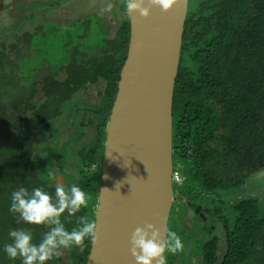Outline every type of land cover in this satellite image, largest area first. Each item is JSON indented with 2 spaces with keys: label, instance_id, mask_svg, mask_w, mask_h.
Here are the masks:
<instances>
[{
  "label": "trees",
  "instance_id": "obj_1",
  "mask_svg": "<svg viewBox=\"0 0 264 264\" xmlns=\"http://www.w3.org/2000/svg\"><path fill=\"white\" fill-rule=\"evenodd\" d=\"M115 28V40L108 41V60L99 68H90L89 74L84 75L86 69L76 61L78 53L71 50L74 60L61 56L62 61L55 62L60 70L44 77L45 83L36 79L34 68L16 72L24 75L27 87L16 102H10V113L0 117V264H21L20 258L10 259L3 250L12 243L10 230L31 229L34 242L39 243L50 227L44 231L32 228L18 213L9 211L12 193L21 187L52 192L56 183H62L64 176L59 173L58 180L54 173L51 180L48 172L52 170L44 168L38 147H52L48 151L52 158V153L60 152L54 158L62 166L68 158L84 157L91 173L75 168L74 184L89 194L88 206L72 216L63 214L61 220L70 231L79 226V216L94 219L106 129L130 38L127 18L114 24L112 30ZM99 75L109 78L104 104L90 102L89 109L82 108L88 101L83 91ZM13 77H7L8 82H14ZM15 85L16 81L12 89ZM173 96V158L184 162L181 169L186 179L181 190L192 198L199 183L220 199L217 215L228 244L222 264H264V214L259 199L235 203L228 218L221 198L224 189L244 185L264 172V0H188ZM18 104V108L14 106ZM51 120L73 134L62 147L45 141L48 131H42ZM46 160L52 168L53 161ZM45 173L48 178L42 179ZM63 184L68 187L73 183L67 178ZM221 237L207 247L210 252L204 256L208 264H215L216 243L222 244ZM85 245L83 251L75 246L65 249L47 264H86L91 240L86 239Z\"/></svg>",
  "mask_w": 264,
  "mask_h": 264
},
{
  "label": "water",
  "instance_id": "obj_2",
  "mask_svg": "<svg viewBox=\"0 0 264 264\" xmlns=\"http://www.w3.org/2000/svg\"><path fill=\"white\" fill-rule=\"evenodd\" d=\"M149 7V0H144ZM188 0L167 12L128 13L130 38L110 112L91 241L86 264H136L130 236L145 222L162 237L174 202L173 95ZM227 245L219 257L226 255Z\"/></svg>",
  "mask_w": 264,
  "mask_h": 264
},
{
  "label": "flooded vegetation",
  "instance_id": "obj_3",
  "mask_svg": "<svg viewBox=\"0 0 264 264\" xmlns=\"http://www.w3.org/2000/svg\"><path fill=\"white\" fill-rule=\"evenodd\" d=\"M23 1L24 0H0V117L2 113H6V112L10 113V109H11L10 102L11 101L16 102L18 100L17 96H19L20 94L23 95L26 91L27 84L26 82H23L24 75H16L17 71L23 72L24 70H27L28 67L29 68L31 67L30 70L34 68L36 79L38 81L39 80L44 81L43 80L44 77H49L54 72L60 70L59 66H57L55 62L58 61L61 62L62 61L61 56L64 57L68 56L69 59L73 58L72 60H74L75 57L71 55L69 52V50H71L72 53L74 52L78 53L79 56L76 61L80 65H82L83 68L86 69V72L84 71V75L85 73L89 74L90 68L93 69L99 68L101 62L108 60L109 58L108 41H110L111 43V40H115L114 32L117 31L116 28L112 30V26H114V24L115 26L119 25V23L123 18H127L129 21L125 0H115L114 7L112 8V10L109 11L108 14H106V12H96L97 15L100 16L99 17L100 20H103V17L106 18V21L103 20L102 22L103 24L102 23L98 24L99 26L98 28L101 31L100 32L101 35L99 37V45L96 46V50L94 48L90 50L92 47L89 46V44L87 45L86 39H83L81 36L79 39L80 40L79 43L74 42L75 36L72 38L70 34L72 32L75 33V31L74 29H71V31L68 30L64 34H61L62 35L61 42H63L62 54H60L58 60L54 61L49 59L46 56V53L42 52V50L41 52H39L33 49L34 48L33 43L35 41L36 43H39L40 42L39 38L42 37L44 34L43 29L46 30V25L45 24L42 25V23L44 21H47V15L51 16L49 18H51V21L54 22V26H58V27L64 24L70 25L76 21L83 23L85 18L84 25L88 27L87 31L89 34L91 27L90 24H88L89 23L88 21L91 20L90 17L92 15L89 17V15L84 16L82 14H88L91 11H88L86 13L79 12L76 18L73 17L74 15L71 13L61 15L65 17L58 19V21L62 22L67 20L65 21L67 23L64 24L61 23V25H55L56 21L54 20H56V18L53 17L54 15H52L51 12L47 14L44 13L40 14L36 12L27 13V16L22 18L17 12H19L21 8H27V5L23 4L24 3ZM68 2L67 4H69ZM75 2L76 4L75 3L72 4L76 5L75 8L80 9L79 1L76 0ZM52 8L55 7H51L50 9ZM50 9L47 8V11H49ZM70 11L72 10L70 9ZM109 19L114 20V24L111 23V20ZM34 20L36 21L34 22ZM30 21H33L35 25H30ZM80 32L81 31H77L76 37L79 35ZM34 56H37L39 58L38 64L35 63L33 65L28 66L27 63H25L26 58H32ZM68 58H66L67 61L69 60ZM78 63L72 61V64H75L77 66L79 65ZM20 67H22L23 69L22 70L19 69ZM83 68H79V69H83ZM7 77L9 78L13 77L15 79L14 82L16 81L17 87L15 85L14 88L12 89V85L14 82L11 81L8 82ZM108 81L109 78L104 77L103 75H99L97 79L93 80L92 81L93 83L89 84L90 87L88 86V89L86 91H83L84 98H88L89 102L86 101L84 105H81V107L89 109L87 105H91L90 102L93 103L96 102L97 104L103 105L104 99L107 94L106 91L108 88L107 85L109 84ZM117 89H118V81H117ZM20 104H18V106L16 105L14 106L18 108ZM47 129H48L47 130L48 138L45 139L47 145L52 144L53 146L54 144L55 146L62 147V144L66 142L67 137L73 135L70 132V130H67L68 135L65 134L64 138H61L59 136L57 137L56 134L57 130L62 131V133L63 132L66 133V129L65 128L62 129L58 121L54 122L51 120L50 125ZM51 148L52 147L50 146H46L45 149L43 147H38L37 149L38 158L45 160V158L47 157L46 161H48L50 159L49 158L50 154H48L49 153L48 151ZM60 154H61L60 152L52 153L54 157L56 155L59 157ZM83 158L84 157L82 156L79 158L71 157V159L68 158L69 161L67 162V164H65L64 166L62 165L59 166L62 167L61 170L66 172L70 171L71 173H76L75 168H77L78 170L79 169L84 170L86 174H90L91 173L90 166L87 164V162H84L82 160ZM74 162L75 164L77 163V167H74L75 165ZM81 165H84L83 169L80 167ZM51 166L53 169L58 167V165L55 162H53ZM98 166H99L98 164H94V168H98ZM178 170L180 171V180L179 181L177 180L178 181L177 184L182 186L185 183L186 179L181 169L178 168ZM52 173L55 174L58 172H56V170H52ZM59 177L60 176L57 174L56 179L58 180ZM65 177L66 176L62 177L61 179L62 183L67 182L68 177L67 178ZM102 181H103V171H102ZM193 191H194L193 192L194 195L192 198L186 196L184 194L185 189L181 190V187L178 192H175L174 202L172 205L169 222H168V229L177 232V234L180 236L182 240V243L184 244V250L176 254L166 252L165 253L166 264H208L204 256L206 253L209 254L210 252V249L208 250L207 247L208 245H210L211 242L215 243L216 238L218 239L219 236L220 237L222 236L220 239L221 242L222 241L223 242L222 244L216 243V249L218 250V253L215 264L219 262V257L223 251V247L225 244L227 245V251H228V244L226 243L227 234L224 228H222V223L217 215L219 213L217 209H220V203H221L220 199L214 193H212V191H207L205 189H202L199 183L194 186ZM206 202L207 203L209 202V204L211 205L209 209L204 208ZM223 260L219 264H222Z\"/></svg>",
  "mask_w": 264,
  "mask_h": 264
},
{
  "label": "clouds",
  "instance_id": "obj_4",
  "mask_svg": "<svg viewBox=\"0 0 264 264\" xmlns=\"http://www.w3.org/2000/svg\"><path fill=\"white\" fill-rule=\"evenodd\" d=\"M125 4L129 14L139 12L141 16L148 17L151 6H159L162 11L167 12L177 4V0H149V7L144 6V0H125ZM175 169L178 168L173 171ZM173 182L178 183L174 178ZM89 200V194L76 184L66 187L58 182L54 194L41 188L34 189L31 194L23 187L14 191L9 211L18 213L26 224L50 227L39 243L34 242L31 229L10 230L12 243L4 246V252L10 259L20 258L21 264H47L72 246L83 251L86 239L92 242L98 240L97 221L81 215L77 218L79 226L69 231L61 216L65 213L69 216L75 215L88 206ZM129 242L136 264H166V252L176 254L184 250V244L177 232L167 229L162 237L160 229L150 222L136 227Z\"/></svg>",
  "mask_w": 264,
  "mask_h": 264
},
{
  "label": "rangeland",
  "instance_id": "obj_5",
  "mask_svg": "<svg viewBox=\"0 0 264 264\" xmlns=\"http://www.w3.org/2000/svg\"><path fill=\"white\" fill-rule=\"evenodd\" d=\"M69 1V2H68ZM76 0H24L23 4L27 5V8H21L19 10V12H17L22 18L26 17L27 16V13H33V12H36V13H44V14H47V13H52V15H54L53 17L56 18V21L55 22V25H61L64 24V23H67L65 21H58V19H61L62 17H65V16H61V15H65L67 13H71L73 14L76 18V16L79 14V12H88V11H91L90 13L88 14H82V15H89L90 19L87 23L90 24V27H91V30L88 34V27L86 25H84V21H85V18H84V21L83 23L81 22H73V24H64L62 26H54V22L51 21V16H48L47 15V21H44L42 23V25H46V30H44V34L42 37H40V42L39 43H36V41L33 43V49L36 50V51H39L41 52H44L46 53V56L51 59V60H58L59 59V56L60 54H62V50H63V42L62 41V35L61 34H64L66 31L70 30L71 29H74L75 33H71L70 36L74 38V42H78L79 43V39H80V36L83 38V39H86V42H87V45L89 44V46H91L92 48L90 50H92L93 48L96 50V46L99 45V37L101 35V31L99 30V26L98 24L102 23L103 20L106 21V18L103 17V20H100L99 19V15H97L96 12H106V14L109 13L110 10H112V8L114 7V1L115 0H78L79 1V8H75V2ZM67 2L69 4H67ZM72 3H75L74 5ZM109 5H111V7L109 8ZM51 7H55V8H52L50 9ZM47 8H49L50 10L52 11H47ZM70 9L72 11H70ZM96 13V14H95ZM56 14V15H55ZM99 14V13H98ZM105 14V15H106ZM50 15V14H49ZM15 16V14H14ZM68 17V16H67ZM109 17V16H108ZM80 18V17H79ZM67 19V18H66ZM36 20H34L35 22ZM80 21V20H79ZM33 21H30V25H35ZM59 22V23H58ZM103 24V23H102ZM57 29H60V30H57ZM77 31H81L79 33V35L76 37V33ZM61 35V36H60ZM81 43V42H80ZM43 45V46H41ZM39 62V58L37 56H34L32 58H26L25 60V63H27L28 66L30 65H33L35 63L38 64ZM65 127V126H64ZM64 127H61L62 129H64ZM48 129L46 130H43L42 133L45 134L47 132ZM57 134V137H61V138H64L65 137V134L68 135V132L66 131V133H62V131H58L56 132ZM48 135V134H46ZM7 146V145H6ZM51 161L55 162L56 163V160L55 158L53 157H49ZM47 159V157L45 158ZM43 164H44V168L47 167V170L50 169L51 170H56V172H58L60 175H63V176H66L69 178V181L70 183L72 182L73 184L75 182H77V175L75 176V173H71L70 171L69 172H66V171H63L61 170L62 167H60L58 164V167H56L55 169L51 168L50 166H47L48 163H44L45 161L42 160ZM82 169L84 167V165H81L80 166ZM182 167H184V162H182L181 160L179 159H174V168H179L181 169ZM182 171V169H181ZM50 173V172H48ZM57 175V173H55ZM53 175H49V177H51V180H53ZM55 176V175H54ZM48 178V174L45 173L43 174L42 176V179H47ZM173 187H174V191L175 192H178L179 189H180V185H178L176 182H173ZM29 193L31 194V190H29ZM47 191V190H46ZM49 192V191H48ZM54 190L50 193H53ZM258 198L259 200V205H260V210H261V213L264 214V172H261L255 176H252L248 182H246L244 185H241V186H238L234 189H230V190H227V189H224V191L221 193V198H223L224 200V208H225V211L224 212L225 214L228 213V218H230V212L232 210V206L236 203H238L240 200L242 199H246V198ZM213 206H214V203H213ZM211 205L209 204V202L205 203V206L204 208H210ZM30 227L32 228H35V229H39V230H42L44 231V228H46L47 226L46 225H33V224H29Z\"/></svg>",
  "mask_w": 264,
  "mask_h": 264
},
{
  "label": "built area",
  "instance_id": "obj_6",
  "mask_svg": "<svg viewBox=\"0 0 264 264\" xmlns=\"http://www.w3.org/2000/svg\"><path fill=\"white\" fill-rule=\"evenodd\" d=\"M173 178H174L175 181H177V180L179 181L180 180V171L178 169H175L173 171Z\"/></svg>",
  "mask_w": 264,
  "mask_h": 264
}]
</instances>
